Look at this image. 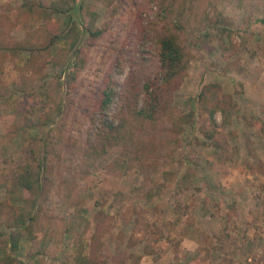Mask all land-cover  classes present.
<instances>
[{"label": "rangeland", "instance_id": "obj_1", "mask_svg": "<svg viewBox=\"0 0 264 264\" xmlns=\"http://www.w3.org/2000/svg\"><path fill=\"white\" fill-rule=\"evenodd\" d=\"M64 1L0 0V264H264V0H179L183 79L156 123L101 157L85 147L106 75L118 92L135 84L143 106L157 8L82 0V23L103 35L48 54L47 34H67L71 15L43 10ZM211 86L231 99L215 123L201 102ZM41 159L34 205L17 179ZM24 208L34 220L22 229Z\"/></svg>", "mask_w": 264, "mask_h": 264}, {"label": "trees", "instance_id": "obj_2", "mask_svg": "<svg viewBox=\"0 0 264 264\" xmlns=\"http://www.w3.org/2000/svg\"><path fill=\"white\" fill-rule=\"evenodd\" d=\"M65 9L58 7L55 3L49 11V14L54 12H62L70 16L71 28L65 35H57L54 33L47 34L46 46L43 51L48 53L52 48L59 45L64 40L75 39L73 45L80 42L83 38L89 36L90 40H97L103 35V31L96 30L94 25H84L81 21L83 3L82 0H65ZM30 11L34 10L31 5ZM157 8V21L150 27L149 33L152 34V42L155 46V51L150 62L158 63V71L155 73L156 78L153 80L152 75L149 76L144 84L143 93L144 104L140 107V93L137 92L136 86L125 84L121 92L117 91V84L114 76L109 73L106 75L104 86L92 114L91 130L86 143V152L90 155L101 157L109 152L110 148L120 146L131 141L137 131V127L142 122L156 123L159 115L167 107V97L171 86L177 84L183 79V73L186 71L189 59L186 47L181 41L180 33L183 29L177 22L178 17L184 15L185 7L179 0H145L140 8V16L148 14L151 9ZM150 13V12H149ZM148 34V33H147ZM149 34V35H150ZM29 44L23 47L18 44L14 48H6L13 54L19 55L22 51L29 49ZM32 49V48H30ZM145 57V53L143 54ZM70 64V63H69ZM140 75L141 83L143 81ZM162 77V78H161ZM161 81V82H160ZM131 80L128 82L130 83ZM215 90V91H214ZM120 97L122 102L119 104L118 115L114 116L111 112V107L115 104L117 97ZM202 103H206L205 109L209 114V118L215 123L214 116L222 110L230 107L231 99L229 96L223 95L219 88L208 87L202 93ZM212 102L213 106L208 108L207 103ZM120 119L119 123L117 119ZM216 131L208 136L213 140L216 148L220 145L215 142ZM18 186L21 188V193L29 195L31 204L36 203L39 194L42 190V181L45 171V162L43 159L38 160V163L33 166L29 165L19 169ZM153 195L150 197L152 198ZM32 211L21 209L20 215H16L15 221L22 225V229L28 223V220L33 221L34 216ZM19 235L14 233L9 238V243L13 250H17ZM10 260V259H9Z\"/></svg>", "mask_w": 264, "mask_h": 264}]
</instances>
